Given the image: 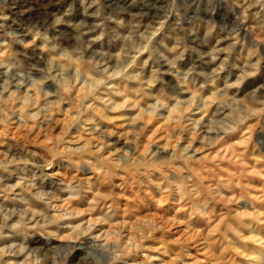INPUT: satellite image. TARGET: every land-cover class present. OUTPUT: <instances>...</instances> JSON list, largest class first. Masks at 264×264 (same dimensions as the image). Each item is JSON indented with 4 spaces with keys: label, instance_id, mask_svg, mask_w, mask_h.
<instances>
[{
    "label": "rangeland",
    "instance_id": "1",
    "mask_svg": "<svg viewBox=\"0 0 264 264\" xmlns=\"http://www.w3.org/2000/svg\"><path fill=\"white\" fill-rule=\"evenodd\" d=\"M0 193L27 264H264V0H0Z\"/></svg>",
    "mask_w": 264,
    "mask_h": 264
},
{
    "label": "bare ground",
    "instance_id": "2",
    "mask_svg": "<svg viewBox=\"0 0 264 264\" xmlns=\"http://www.w3.org/2000/svg\"><path fill=\"white\" fill-rule=\"evenodd\" d=\"M29 17V16H28ZM73 37V36H72ZM56 46V45H55ZM43 55V54H42ZM48 55V54H47ZM35 58H37V57H35ZM40 58V57H39ZM72 58V57H71ZM41 59V58H40ZM76 59H78V57L76 58ZM56 60V59H55ZM42 61V60H41ZM51 61V60H50ZM56 62V61H55ZM54 62V63H55ZM79 62V61H78ZM52 63V62H51ZM53 63V64H54ZM43 65V64H42ZM83 66V65H82ZM111 66V65H110ZM76 67V79L77 78H79L80 76H81V73H82V70L80 69V64L79 63H77V65L75 66ZM58 68V67H57ZM71 68V67H70ZM59 69L61 70V72H62V75L64 76V78L63 79H61L62 81V83H64V84H67V82L69 81L68 79H67V75L69 76V73L71 72H69L68 70H67V68L65 67V65L64 64H62V66L60 67V65H59ZM58 69V70H59ZM113 69V68H112ZM116 69V68H115ZM73 70V69H72ZM126 70V69H125ZM123 71V70H122ZM121 70H119V69H117V70H115V74H117V73H119V72H122ZM89 72V71H88ZM114 72V71H113ZM128 73V72H127ZM67 74V75H66ZM72 74V73H71ZM86 75H87V72L85 73ZM90 74V75H89ZM121 74H123V72L121 73ZM56 75V74H55ZM62 75L60 74V76H61V78H62ZM91 73H88V76L89 77H91ZM87 76V77H88ZM128 76V75H127ZM154 76L155 75H153V74H150V77H149V82L150 83H152L153 84V82H154ZM71 77V76H70ZM69 77V78H70ZM74 77V76H73ZM88 77V78H89ZM94 77V76H93ZM97 77V76H96ZM95 77V78H96ZM195 77V76H194ZM72 78V77H71ZM92 78V77H91ZM90 79L88 82H84V84L85 83H88V85L90 86V88H91V86H94V85H96L97 83H99L100 81H101V78H96V79ZM58 79V78H57ZM75 79V80H76ZM102 79H103V77H102ZM123 79V78H122ZM136 79V81H137V78H135ZM197 79V78H196ZM60 80V79H59ZM74 80V81H75ZM88 80V79H87ZM126 80H128V79H126ZM125 80V81H126ZM131 80V79H130ZM138 80H140V78L138 79ZM203 80V79H202ZM58 81V80H57ZM85 81H86V78H85ZM124 81V80H123ZM59 82V81H58ZM163 82V81H162ZM184 82H185V79H184ZM203 82V81H202ZM201 82V83H202ZM62 83H60V84H62ZM70 83V82H69ZM113 83V82H112ZM136 83V82H135ZM169 83H171V82H169ZM186 83H190V82H188V81H186ZM137 84H139V83H137ZM151 84V85H152ZM204 84V83H203ZM48 86L47 87H52L53 85H54V82L53 81H51L49 84H47ZM68 85V84H67ZM66 85V86H67ZM70 85V84H69ZM69 85H68V87H69ZM114 85L116 86H118V88L116 89V91H117V93L118 92H124V90H125V92H126V96H128L129 95V92H128V88H129V82H125L124 84L122 83V81L120 80V79H116L115 80V82H114ZM62 86V85H61ZM65 86V85H64ZM131 86V85H130ZM140 86H141V84H140ZM140 86L139 87H136V88H134V92H139V91H141V88H140ZM172 86V85H171ZM189 86V85H188ZM46 87V88H47ZM123 87H124V89H123ZM187 87V86H186ZM190 87V86H189ZM65 89L67 88V87H64ZM83 88H85L84 86H83ZM36 89V88H35ZM58 88H56L55 90H57ZM160 89V88H159ZM183 89V88H182ZM41 90V89H40ZM50 90V89H49ZM54 90V91H55ZM178 90V89H177ZM67 91V90H66ZM80 91V90H79ZM143 91V90H142ZM39 93V92H38ZM52 93V92H51ZM131 93V92H130ZM155 93H157L156 92V90H155ZM164 93V92H163ZM155 94V99L157 100V103L158 102H160L162 105H166L168 102H170L171 100L167 97V95L164 93V94ZM154 94V92H152V91H148V93H147V95H153ZM216 94V93H215ZM102 96V95H101ZM112 97V96H111ZM149 97V96H148ZM136 98V97H135ZM154 98V97H153ZM181 98V97H180ZM27 99V98H26ZM137 99V98H136ZM181 100V99H180ZM191 100V99H190ZM189 100V101H190ZM177 101V105H173L172 106V109H170V113L169 114H171V113H173V112H175V111H179V110H182V109H180V107L178 106V105H180L181 106V104H183L182 102H181V104H180V101L177 99L176 100ZM212 101V100H211ZM187 102H188V100H187ZM136 103H137V101H136ZM156 103V102H155ZM155 104L156 106H159V105H161L160 103L159 104ZM210 103V102H209ZM170 104V103H169ZM176 104V103H175ZM121 106V104H119V103H117V106ZM204 105V104H203ZM205 107H206V111H208V109H209V107H208V102H205ZM116 106V105H115ZM169 106V105H168ZM150 107V106H149ZM188 107V106H187ZM170 108V107H169ZM218 108V107H217ZM149 110V109H148ZM210 110V109H209ZM213 110H215V109H212V112H213ZM151 111V110H150ZM218 111V110H217ZM154 112V111H153ZM148 113H149V111H148ZM150 113H152V112H150ZM176 113V112H175ZM180 113V112H179ZM174 114V113H173ZM173 117H175V116H173ZM201 120V119H200ZM216 121V120H215ZM209 122V121H208ZM211 130V129H210ZM207 132V131H206ZM209 132V131H208ZM43 183V182H42ZM4 191V190H3ZM71 192V191H70ZM77 192H78V190H77ZM73 193H75V192H73ZM1 194V193H0ZM2 194H4V193H2ZM74 195V194H73ZM76 195V194H75ZM4 196L6 197V199L7 198H10V195L9 194H7V193H5L4 194ZM2 197V196H1ZM31 197V196H30ZM4 198V197H3ZM16 199V198H15ZM22 199V198H21ZM32 199V198H31ZM34 199V198H33ZM35 201H38V200H35ZM37 203V202H36ZM17 201H15V200H13V199H11V201H6V200H2L1 201V203H0V208L3 210L1 213H2V215L0 216V238H6V237H8L9 235V233L10 232H19L21 229H23V227H24V225L26 224V222H25V218L23 217V216H20L19 218H18V220L14 223V224H11V222L9 223V220L10 219H12V217H13V212H14V210L13 211H11V208L12 207H16L17 206ZM20 204V203H19ZM25 208V207H24ZM15 209V208H14ZM34 210H33V214H36L37 213V206L35 207L34 206V208H33ZM42 208L40 207V210H41ZM46 210V209H45ZM16 211V210H15ZM44 211V210H43ZM45 212V211H44ZM23 213H25V212H23ZM52 214V213H51ZM109 213H101V216L103 217V218H105V219H110L111 220V218L109 217V215H108ZM17 215V214H16ZM21 215V214H20ZM35 216V218H36V215H34ZM43 219H40V220H43V223H45V224H53V218L50 216L49 217V214H46V213H44L43 215ZM54 217V216H53ZM17 219V218H16ZM39 219V218H38ZM13 220H14V218H13ZM36 221H37V219H36ZM6 227H10L11 229H12V231L11 230H6V229H8V228H6ZM6 228V229H5ZM56 228V227H55ZM58 228V227H57ZM55 230H57V229H53L52 231H55ZM5 232H8V234H6V235H4V233ZM43 232V231H42ZM11 234V233H10ZM14 234V233H13ZM23 237H22V241H21V243H19V244H22V245H19L20 247L16 250L14 247H15V241L17 240V238H13V239H11L12 240V243H11V248L9 249V251L10 252H12L13 254L12 255H10V256H8V257H4L1 253H0V264H5V262L6 261H8V260H10L11 261V263L10 264H27V262H25V261H21L20 260V253H21V251H23L24 250V248H25V245H24V241H25V238H26V233H22L21 234ZM18 237V236H17ZM21 238V237H20ZM10 240V239H9ZM49 240V239H48ZM17 242V241H16ZM6 248V246H3V249H5ZM255 248V247H254ZM6 249H8V248H6ZM256 250V249H255ZM256 251H259V250H256ZM30 254V253H29ZM264 258V247H263V249H261L259 252H258V254H257V257H256V261H257V263H259L262 259Z\"/></svg>",
    "mask_w": 264,
    "mask_h": 264
}]
</instances>
